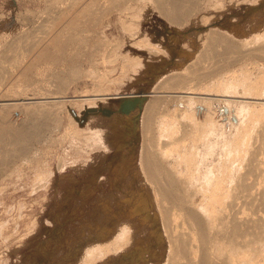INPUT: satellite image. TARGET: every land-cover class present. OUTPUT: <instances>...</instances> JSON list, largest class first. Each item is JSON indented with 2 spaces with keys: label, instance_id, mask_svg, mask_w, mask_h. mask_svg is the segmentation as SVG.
I'll list each match as a JSON object with an SVG mask.
<instances>
[{
  "label": "rangeland",
  "instance_id": "1",
  "mask_svg": "<svg viewBox=\"0 0 264 264\" xmlns=\"http://www.w3.org/2000/svg\"><path fill=\"white\" fill-rule=\"evenodd\" d=\"M63 1L0 0V50H4V46L8 45L6 42L10 43V40L16 43L12 42L14 45H18L17 40H20L24 29L28 27L27 23L40 21L39 19L45 16L47 11L50 12L51 7L52 10L55 6L62 7L63 3L66 5L68 1L78 3L76 0ZM153 2L127 0L126 4L139 15L138 18L129 15L123 17L126 24L134 23L129 28L124 27L119 20L116 6L106 8L104 14H107L99 21L100 23H93L94 25L87 23L79 27L87 38L83 37L66 45L58 54L61 56L60 63L42 61L44 67L42 77H49L48 80L55 85V88L49 86L51 90H57L65 97L58 115L59 121L57 118L48 119L49 121L45 118L46 123H42L39 127L41 130L37 132L32 128L35 124L33 118L27 117L25 121L28 122L25 125L26 122L23 120L26 115L21 109L10 112L11 124L14 122V126L20 125L24 129L32 123L33 133L30 135L32 132L29 130L30 125L24 129V132L30 131V133L25 132V137L26 134L32 137H29L31 139L28 138L29 135L26 137L28 141L26 145H29H25L26 149L22 152H17L21 155L11 153L5 160L7 162L4 163V168L0 166V264H163L165 262L168 240L164 234L161 217L152 207V204L154 208L158 204L157 199H137V195L146 196L147 193L140 161L142 152L147 146L145 144L149 141L147 134L141 133V128L146 131L142 125H145L143 110L148 97H137V103L134 105L136 111L130 113V109L129 112L123 111L126 101L120 96L141 93L149 95L155 87L160 86L167 79H172L169 81L174 84L171 74L185 71L187 69L185 66L189 68L186 70L188 73L191 67L192 70L195 68V63L198 61H200L199 68H204L203 71L206 70L204 65L207 63L210 66L209 64L217 65L221 62L219 66H222L223 70L214 65L220 70L218 72L216 68L213 69L214 73L216 71L214 74L212 71L214 66L212 68L207 66L212 71L209 72L211 76L208 74L209 77L198 79L199 86H208L209 89L215 87L216 84L212 81L219 78V76L216 78V75L221 72L220 80L231 68L233 71L238 68L235 73L239 72V77L244 68H248L249 74L251 73L253 77L257 74L264 75V58L256 54L254 57L253 50L250 53L251 46L254 48L257 44L256 39L261 33L260 30L264 31V0H202L201 4L197 5L199 10L194 8L196 11L193 9L189 17L187 16L189 19H183L186 20L181 22L182 25L180 23L172 25L155 9ZM115 5H119L117 1ZM184 22L188 23L185 25ZM208 31L213 32V35L214 32L216 33L215 38L219 40H215L218 44L220 41V46L227 39L229 42L234 41V43L230 42L232 46L229 43L224 45V48L227 49L229 46V50L232 51L229 53V50H226L224 53L228 51L227 54L223 55L225 49L222 46L220 49V46L216 45L211 33L209 40L214 41L215 46L211 41L206 43ZM18 34L20 37L16 36ZM223 35H226V40ZM15 37L18 39L15 40ZM133 39L141 42V45L135 44ZM247 41L251 44L248 45ZM234 44H238V48L233 47ZM207 45L213 51L209 50ZM203 49L206 50L205 55L211 54L205 56L207 59L202 61L200 58H203L205 53ZM237 49L239 50L236 51ZM233 50H235L233 54L235 58L237 53L243 56L241 54L244 52L241 50L247 52L243 57H238L241 60L239 61L233 55L230 56ZM127 54L138 56L139 63L131 66L132 59L127 60ZM228 55L230 58L227 59L228 65L234 60L238 66L237 64L234 66L233 61L227 66L225 59H222L223 65L221 58ZM247 55L246 59H250L253 64L246 61ZM196 69L193 72L200 73ZM209 69L205 72L210 71ZM102 73L106 75H104L106 80L104 78L103 82H99V74ZM189 73L192 75L191 72ZM53 74L60 76V82L63 81L66 83L65 86H68L64 88V92L62 89L59 91L64 83L57 84L59 79L53 80ZM15 77L14 81L22 84L19 75ZM169 81H166L168 85H173ZM193 82L196 83L195 80ZM99 89L115 97L107 99L106 102L99 99L75 100L80 94L89 95ZM73 102H76V105H70ZM233 131V128H230L227 132ZM178 132L180 133V129ZM33 134L36 139L33 138ZM252 135L250 140L256 136L254 132ZM209 138L213 139L212 136ZM205 140L206 138L199 141L200 144L196 143V151L197 154L205 151V162H209L216 158L219 148L207 152ZM185 141L189 142L188 139ZM142 144L145 148L141 147ZM171 145H166L167 163L174 160L173 157L177 155L176 151L170 148L173 146ZM135 173L139 175L137 181L133 179ZM121 194L125 197H120ZM126 217L130 218V221H136V224L149 225L153 222L152 230H155L158 238L134 250L133 248L121 250L122 248L117 246L122 244L121 240L125 235L120 234L118 239L109 242L118 231L112 232L111 229L107 231L106 228L109 226L121 228ZM128 238L127 236L125 242ZM101 248L110 249V255L104 257L106 251Z\"/></svg>",
  "mask_w": 264,
  "mask_h": 264
},
{
  "label": "bare ground",
  "instance_id": "2",
  "mask_svg": "<svg viewBox=\"0 0 264 264\" xmlns=\"http://www.w3.org/2000/svg\"><path fill=\"white\" fill-rule=\"evenodd\" d=\"M76 1L78 3L73 1V4L70 3L72 1H68L66 5L63 3L62 6L61 4L62 7L55 6L53 10V7L49 6L51 7L50 12H45L46 15L44 13L43 15L45 16L39 19L40 21L36 23L29 21L32 24L27 23L29 25L28 27L26 26V30L24 29V32L21 30L23 32L22 36L16 35L20 37V40H17L19 41L18 45H14L16 43L10 40V43L6 42L8 45L4 46V50H0V164H2L0 166H5L4 163L7 162L5 160L11 153L22 152L29 145H26V142H28L26 137L29 134H26L25 137V132L28 131L30 133L29 130H32V128L33 130L36 129L37 132L40 131L41 128L39 127L42 123H46L44 122L45 118L47 120L57 118L58 120L65 97L57 90H51L49 86L53 82L48 80L50 79L49 77H45L46 80L43 78L44 76L42 77L44 68L42 61L43 63L48 60L60 63L61 56L58 54L64 50L66 45H70L73 41H79L80 38H87V35L83 34L79 27L87 23L94 25L93 23L96 24L103 20V17L107 14H104L106 8L109 9L112 6H116L119 20L127 28L130 25H134V23L128 22L126 24V20L123 17L129 15L138 18L139 16L132 11L131 6L126 4L127 0ZM116 1L119 4L118 6L115 5ZM152 1H154L153 3L156 7L154 8L172 25L179 23L182 25L181 22L189 19V13L194 8L198 9L197 5L201 4L200 1L202 0ZM196 9L194 10L196 11ZM184 18L186 19L183 20ZM187 23L184 22L185 25ZM262 31L260 30L261 33L257 35V44H255L254 48L251 46L250 53L253 50L254 57L258 55L264 58V31ZM210 33L208 31V41L206 40V43L211 41L214 44V41L209 40ZM212 33L211 35L214 36V38L212 37L213 40L218 39L215 38L217 37L215 36L216 33L214 32V35ZM220 35H218L219 38ZM199 36L201 37V35ZM223 37L225 39L226 35H223ZM16 39L18 38L15 37ZM227 40V43L225 41H223L224 43L222 42L223 45L221 46L223 48L224 45L226 46V44L232 42V40L230 42L229 39ZM134 43L141 45L139 41L134 40ZM216 43L218 46L220 41L219 44L218 42ZM232 43L230 46H232ZM210 44L208 43V45ZM247 44L251 43L247 41ZM214 46L212 47L214 48ZM234 46L237 47L239 45L234 44ZM224 49L223 55H226L228 51L224 52L229 50V46ZM217 50L215 51L217 52ZM230 51L232 49L229 50V53ZM234 51L233 53L231 52V55L228 54L232 56L235 53ZM241 51L244 52L241 54L243 56L247 52ZM205 54L206 52L203 55L204 57L200 58L201 60L207 59L205 56L211 53ZM201 55L199 54V56ZM229 55L221 58V60L225 59L227 66L232 61L235 62L232 60L228 65L229 60L227 61V59H230L228 58ZM238 55L237 53V58L233 56L237 60L239 59L238 57H243ZM246 57L248 55L245 56V59ZM250 58L252 59V57ZM126 59H132L131 66L140 61L138 56H129L128 54ZM194 59L198 60L199 58ZM247 60L250 62V59ZM239 61L241 60L239 59ZM249 62L246 63L250 64L252 61ZM196 63V71L200 72L198 70L200 61H198L199 65ZM220 64L218 62L217 65H214L220 67ZM232 64H237L238 66L237 62ZM209 65L208 63L204 65L206 70L214 66L213 64ZM240 67L242 68V66ZM240 67L239 69H241ZM186 68L189 70L185 66ZM192 68L189 71L192 75H189V72V74L187 73V69L185 71L183 69V72L176 71L174 75L171 74L170 77L172 76L176 85L169 81L172 79L167 80L174 86L168 85V82H166L168 77H166L164 79L166 81L155 87L149 95L148 93L133 95L127 93L128 95L120 96L127 103L133 104L130 108V113L136 111L134 105L137 103V97H148L143 110L145 125L141 124L146 131L141 128V133L143 132L142 134H144L145 132L147 134L146 137H149V141L143 135L148 143L145 144L143 141V144L147 146L146 148L143 144L141 146L145 149L143 152L141 150L140 161L141 169L144 172L143 178L146 181L145 185L147 184V193L146 196L137 195V199H157L156 202L158 204L155 205V208L154 204H151L155 210L154 212L161 217L164 234H166L168 240V254L163 264H264V91H262L264 89V75L257 74V76L253 77L251 73L249 74V69L244 68L242 75L239 77V72L235 73L238 68L234 71L231 68L230 70L232 71L230 72L229 70L230 73L226 71L228 74L225 73V70L223 71L228 75L227 77L222 75L223 78L219 80L221 72L216 75V78L217 76L219 78L212 81L216 85L213 89H209L208 86H199L198 79H205L211 76L209 72L213 71L214 73L213 69L216 68L217 70V67L214 66L212 71L209 69L210 71L208 72H205L206 70L203 71L204 68L200 69V67L199 69L203 72H195L196 74L193 72L195 68L193 70ZM221 68L222 66L219 69ZM219 69L217 70L218 72L220 71ZM224 69L227 68L224 67ZM15 75H19L23 85L20 84L21 82L14 81ZM104 75L103 73L99 74V82L104 81ZM59 77L53 74L52 78L57 81L56 79H59ZM60 80L61 78L57 84L61 85L64 83L63 88L59 86V91L61 89L63 91L67 85L65 86L66 83L63 81L61 83ZM210 80H213V78H210ZM52 87L55 88V85H52ZM99 91L89 95L80 94V97L75 100L99 99L106 102L107 99L115 97L104 91L102 92L101 89ZM70 105H76V102ZM14 109H21L24 112L26 118L24 117L23 122L27 117L34 119V125L29 122L32 128L28 124L30 128L24 132V129L28 127L23 129L19 124L18 127L13 125L14 122L10 123V112ZM216 117L219 118L216 119ZM27 122L25 125H27ZM21 124L23 123L21 122ZM230 128L234 130L231 133L227 132ZM178 129H180V133ZM177 132L178 134H176ZM253 132L256 136L250 140L249 138L253 136ZM34 134L33 138H35ZM30 135L28 138L31 137ZM211 136L213 137L212 140L209 138ZM28 138L27 140L32 137ZM204 138H206L204 143L206 144L207 152L208 150L219 148V152L214 158L216 160L209 159V162H205V151L202 154H197L196 143ZM187 139L189 142L185 141ZM169 144L173 145L170 148L174 149L177 155H175L176 153L173 154L175 157H172L175 159L167 163L166 148L170 146ZM169 151L171 152L172 150ZM19 154L21 155V153ZM168 160L171 159L168 158ZM138 176V173H135L133 179L137 181ZM121 195L120 197H125L124 194ZM130 220V218H124L123 224H120L121 228L120 226L116 228L109 226L106 228L107 231L109 229L112 232L118 231L109 242L118 239L120 234L125 235L126 237L124 236L121 240L122 244L117 247L126 251L132 248L134 250V248L158 238L155 235V230H152L153 222L149 225H143L136 224V221ZM148 228L149 232H147ZM127 236L129 238L125 242ZM101 249L106 251L104 257L110 255V249ZM89 259L88 261H90Z\"/></svg>",
  "mask_w": 264,
  "mask_h": 264
},
{
  "label": "water",
  "instance_id": "3",
  "mask_svg": "<svg viewBox=\"0 0 264 264\" xmlns=\"http://www.w3.org/2000/svg\"><path fill=\"white\" fill-rule=\"evenodd\" d=\"M133 106L132 103L125 102L123 105V111H128Z\"/></svg>",
  "mask_w": 264,
  "mask_h": 264
}]
</instances>
